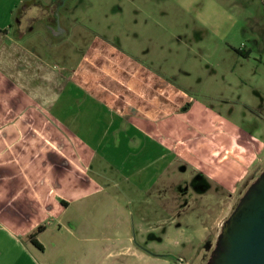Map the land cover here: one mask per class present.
Returning <instances> with one entry per match:
<instances>
[{"label":"crops","instance_id":"1","mask_svg":"<svg viewBox=\"0 0 264 264\" xmlns=\"http://www.w3.org/2000/svg\"><path fill=\"white\" fill-rule=\"evenodd\" d=\"M83 1L0 0V264H171L148 236L167 233L172 215L136 225L108 154L151 138L171 155L165 165L200 175L190 179L200 194L216 186L231 197L264 169V141L143 62L133 42L87 24ZM64 15L63 43L38 37L40 21L65 33ZM39 225L42 247L28 238Z\"/></svg>","mask_w":264,"mask_h":264},{"label":"rangeland","instance_id":"2","mask_svg":"<svg viewBox=\"0 0 264 264\" xmlns=\"http://www.w3.org/2000/svg\"><path fill=\"white\" fill-rule=\"evenodd\" d=\"M73 2L79 4L78 0H68ZM83 4L85 7L80 8L87 24L95 22L100 25L99 32L115 33L123 45L133 42L145 53L140 57L143 62L222 109L264 141V0H84ZM61 21L66 25L65 15ZM41 23L38 26L44 30L38 37H46L51 43H63L71 29L66 25L65 33L57 34ZM233 49L248 55L241 57ZM131 132L138 134L134 128ZM162 153L166 158L156 161ZM170 159L168 151L151 138H143L141 149L130 148L123 139L108 154L115 170L107 171L130 196L136 225L143 221L155 227L159 212L166 213L165 217L172 215L170 222H165L167 233L149 235L148 244L159 245L171 264H181L182 260L183 264H206L215 249L221 215L225 216L223 223L258 173L254 175L252 169L246 174L231 197L216 186L200 194L190 184L195 174L191 166L177 160L165 165ZM144 165L147 169L137 171ZM148 186L143 194L142 189ZM227 202L229 213L225 210ZM171 227L177 232L182 227V237L177 232L169 234Z\"/></svg>","mask_w":264,"mask_h":264},{"label":"water","instance_id":"3","mask_svg":"<svg viewBox=\"0 0 264 264\" xmlns=\"http://www.w3.org/2000/svg\"><path fill=\"white\" fill-rule=\"evenodd\" d=\"M206 264H264V170L222 224Z\"/></svg>","mask_w":264,"mask_h":264},{"label":"trees","instance_id":"4","mask_svg":"<svg viewBox=\"0 0 264 264\" xmlns=\"http://www.w3.org/2000/svg\"><path fill=\"white\" fill-rule=\"evenodd\" d=\"M237 52L243 56V57H247V53H244L240 50H237ZM44 228L43 225H39L38 227H36V229L31 232L29 235H28V238L30 239V241H32L34 244L38 245L39 247H42L37 241H36V236L37 234Z\"/></svg>","mask_w":264,"mask_h":264},{"label":"flooded vegetation","instance_id":"5","mask_svg":"<svg viewBox=\"0 0 264 264\" xmlns=\"http://www.w3.org/2000/svg\"><path fill=\"white\" fill-rule=\"evenodd\" d=\"M200 179H201V178H200V175H199V174H196L195 176L192 177L191 183H194V181H197V180L199 181ZM254 181H255V180H254ZM254 181H253V182H254ZM253 182H252V183H253ZM252 183H251V184H252ZM251 184H250V185H251ZM240 199H241V198H240ZM237 204H238V203H237ZM230 214H231V213H230ZM227 218H228V217H227ZM223 223H224V222H223ZM223 223H222V224H223ZM221 226H222V225H221ZM220 231H221V229H220ZM219 234H220V232H219ZM218 236H219V235H218ZM217 238H218V237H217ZM216 240H217V239H216Z\"/></svg>","mask_w":264,"mask_h":264}]
</instances>
